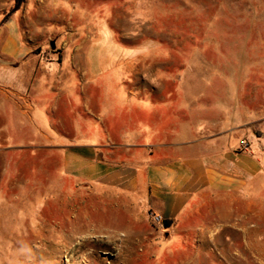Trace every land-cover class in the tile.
<instances>
[{
  "label": "rangeland",
  "instance_id": "obj_1",
  "mask_svg": "<svg viewBox=\"0 0 264 264\" xmlns=\"http://www.w3.org/2000/svg\"><path fill=\"white\" fill-rule=\"evenodd\" d=\"M6 13L39 105L41 82L73 90L78 123L63 117V135L90 142L91 125L132 146L225 133L260 172L238 193L235 227L204 212L162 230L126 198L70 181L30 120V89L0 85L14 103L0 108V264H264V0H0Z\"/></svg>",
  "mask_w": 264,
  "mask_h": 264
},
{
  "label": "crops",
  "instance_id": "obj_2",
  "mask_svg": "<svg viewBox=\"0 0 264 264\" xmlns=\"http://www.w3.org/2000/svg\"><path fill=\"white\" fill-rule=\"evenodd\" d=\"M2 20L0 16V85L16 96L30 89L36 101L30 120L39 125L42 141L53 142L44 150L60 158V170L70 181L81 183L97 195L113 193L126 198V206L169 222L162 230L177 226L190 229L187 225L204 212L223 220L228 228L235 227L238 193L260 172L258 160L248 149L237 152V141L225 133L179 143L132 146L109 145L108 134L101 137L91 125L85 139L92 142H77L83 137L76 132L63 135L56 129L63 117L68 123H78L71 86L41 82L39 105L31 86L19 82L18 65L30 60L31 51L15 18ZM13 105L12 98L0 89V108L13 111ZM94 139L104 143H95Z\"/></svg>",
  "mask_w": 264,
  "mask_h": 264
},
{
  "label": "trees",
  "instance_id": "obj_3",
  "mask_svg": "<svg viewBox=\"0 0 264 264\" xmlns=\"http://www.w3.org/2000/svg\"><path fill=\"white\" fill-rule=\"evenodd\" d=\"M12 12H14V11H12ZM12 12H11V13H12ZM11 13H6V14H4V15H3V20H2V21H5V20L8 19L9 17H11ZM163 224L165 225V227H167L168 224H169V222L164 221Z\"/></svg>",
  "mask_w": 264,
  "mask_h": 264
},
{
  "label": "built area",
  "instance_id": "obj_4",
  "mask_svg": "<svg viewBox=\"0 0 264 264\" xmlns=\"http://www.w3.org/2000/svg\"><path fill=\"white\" fill-rule=\"evenodd\" d=\"M155 221L156 222H159L160 221V218L159 217H154Z\"/></svg>",
  "mask_w": 264,
  "mask_h": 264
},
{
  "label": "water",
  "instance_id": "obj_5",
  "mask_svg": "<svg viewBox=\"0 0 264 264\" xmlns=\"http://www.w3.org/2000/svg\"><path fill=\"white\" fill-rule=\"evenodd\" d=\"M50 45H51L52 48L54 47V43L53 42H51Z\"/></svg>",
  "mask_w": 264,
  "mask_h": 264
}]
</instances>
